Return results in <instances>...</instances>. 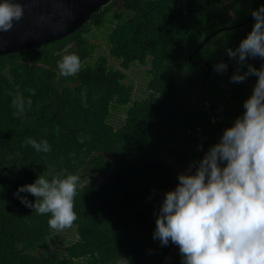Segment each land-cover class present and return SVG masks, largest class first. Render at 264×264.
<instances>
[{"label":"trees","instance_id":"trees-1","mask_svg":"<svg viewBox=\"0 0 264 264\" xmlns=\"http://www.w3.org/2000/svg\"><path fill=\"white\" fill-rule=\"evenodd\" d=\"M119 1L124 13L110 0L68 35L0 55V264H117L121 256L129 264H182L179 251L168 257L171 241L162 246L153 240L164 194L178 184L177 167L164 156L193 161V154L178 157L176 147L182 143L200 159L243 114L254 85L230 82L237 64L227 55L224 88L219 87L213 66L227 48L238 47L254 19L197 47L217 28L239 23L264 3ZM105 25H110L108 51L99 54L89 36ZM67 45L79 56L81 69L58 78L57 62ZM212 45L216 51L206 57ZM201 58L211 68L206 77V64L195 62ZM248 63L259 69L264 60L249 58ZM135 64L146 74L139 99L125 82V71ZM248 80L256 83L254 76ZM17 96L25 100L21 116L14 115ZM112 109L125 111L120 123L113 120ZM28 138L47 140L51 151L37 152L24 143ZM57 173L80 176L77 220L71 228L75 240L65 244L59 239V249L50 250L57 232L48 226L50 214L26 207L14 193L41 174L51 179ZM19 195L35 203L30 193Z\"/></svg>","mask_w":264,"mask_h":264},{"label":"clouds","instance_id":"clouds-1","mask_svg":"<svg viewBox=\"0 0 264 264\" xmlns=\"http://www.w3.org/2000/svg\"><path fill=\"white\" fill-rule=\"evenodd\" d=\"M251 15V31L237 48L226 49L237 64L230 82L256 77L243 103L244 112L199 160L178 174L177 186L164 194L156 217L153 240L162 246L170 241L177 245L182 264H264V64L257 69L248 63L249 58L264 60V5ZM23 16L18 0H0V33L11 31ZM68 48L71 45L57 62L58 78L75 76L81 69L79 56ZM213 68L223 73L227 65L220 62ZM29 91L35 95L34 89ZM31 104L28 98L27 105ZM12 105L14 115H23V97H15ZM24 143L37 152L51 151L47 140L28 138ZM79 183V174L57 173L51 179L41 174L34 183L19 187L14 196L38 214H50L48 226L59 232L71 229L77 220L74 198ZM20 193H30L35 203ZM117 264L129 260L121 256Z\"/></svg>","mask_w":264,"mask_h":264},{"label":"water","instance_id":"water-1","mask_svg":"<svg viewBox=\"0 0 264 264\" xmlns=\"http://www.w3.org/2000/svg\"><path fill=\"white\" fill-rule=\"evenodd\" d=\"M109 1L18 0L24 7V16L19 22H14L11 31L0 33V55L41 46L60 39L88 22L91 15ZM259 1L264 3V0ZM41 16L46 19L40 20ZM252 19L254 18L250 15L234 25L217 28L205 37L197 49L215 34L238 28ZM200 62L206 64L208 69L210 68V65L204 60ZM176 253H173L171 256Z\"/></svg>","mask_w":264,"mask_h":264},{"label":"rangeland","instance_id":"rangeland-1","mask_svg":"<svg viewBox=\"0 0 264 264\" xmlns=\"http://www.w3.org/2000/svg\"><path fill=\"white\" fill-rule=\"evenodd\" d=\"M114 3H115V9L119 12L124 13L121 2L119 0H114ZM109 30H110V25H105L99 29H93L89 36L91 42L97 45V53L99 54H107L108 44H107L106 36ZM109 63L112 64L113 66H117V67L119 66L118 61L113 58L109 59ZM125 73L127 75L125 82L132 84L134 87L133 98L134 99L141 98L143 96L144 81L146 77L144 68L135 64L132 65L128 70H126ZM176 76H178L179 78L181 77L180 73H176ZM180 81H183V79H180ZM111 116L115 122L120 123V121H122V119L125 116V111L121 109L118 110L112 109ZM180 145H182V143L179 144V147L178 146L176 147V152L178 154V157L186 154H193L194 156H196V158L193 159L199 160L197 152L195 150L186 152L184 149L180 147ZM203 155L204 154H202V156ZM164 158L166 162L172 163L173 166L177 167L178 174L183 172L187 168L188 164L192 161V159L184 161L174 156L172 157L168 153L165 154ZM177 183H178V175H177ZM74 238H75V231L73 229H65L64 231L56 232L55 234H53L51 239L53 243L49 242L50 250L59 249L60 247V245L58 244L59 239H62L66 244L69 241L75 240ZM178 251H179L178 246L174 245L168 257Z\"/></svg>","mask_w":264,"mask_h":264},{"label":"flooded vegetation","instance_id":"flooded-vegetation-1","mask_svg":"<svg viewBox=\"0 0 264 264\" xmlns=\"http://www.w3.org/2000/svg\"><path fill=\"white\" fill-rule=\"evenodd\" d=\"M230 13H234V12H232V11H229L228 12V14L230 15V17L232 18V19H235L236 18V14L234 13V15H232V14H230ZM241 22V21H240ZM217 46V45H216ZM215 51H216V47H214V45H212V46H209L207 49H206V51H205V56L206 57H209L210 55H213L214 53H215ZM224 56H227V53H224V54H221L220 55V57L218 58V63H220V62H223V63H225L224 62ZM201 60H204L205 61V59H203V58H201V59H197V60H195V62H197V63H201L200 61ZM209 71L211 70V68H209L208 69ZM209 71H208V73H209ZM208 73H207V75H208ZM219 76H220V80L218 81V85H219V87H222V88H224V79H225V75H226V73H227V70L225 71V72H223V73H218V72H216ZM206 75V74H205ZM206 75V76H207ZM205 76V77H206ZM203 85H204V80H201V87H203ZM228 96V94L227 93H225L222 97L225 99L226 97Z\"/></svg>","mask_w":264,"mask_h":264},{"label":"built area","instance_id":"built-area-1","mask_svg":"<svg viewBox=\"0 0 264 264\" xmlns=\"http://www.w3.org/2000/svg\"><path fill=\"white\" fill-rule=\"evenodd\" d=\"M242 71V70H241ZM243 72V71H242ZM244 82H249L250 83V85H254L255 83H253L252 81H250V80H248L247 81V79L244 81Z\"/></svg>","mask_w":264,"mask_h":264}]
</instances>
